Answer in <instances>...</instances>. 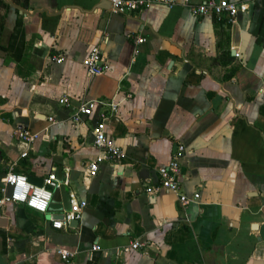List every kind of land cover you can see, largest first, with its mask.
<instances>
[{"label":"crops","instance_id":"obj_1","mask_svg":"<svg viewBox=\"0 0 264 264\" xmlns=\"http://www.w3.org/2000/svg\"><path fill=\"white\" fill-rule=\"evenodd\" d=\"M2 1L0 188L10 171L55 173L88 205L64 230L52 219L66 210L1 206L0 264H264V0H231L249 4L234 25L184 6L123 15L107 0ZM95 47L108 66L101 76L83 65ZM112 99L108 137L126 156L85 180L99 109L82 123L73 115ZM21 128L40 135L27 158ZM179 145L191 152L180 161L182 192L200 194L187 206L146 193ZM136 240L146 249L124 251ZM57 248L76 255L64 262Z\"/></svg>","mask_w":264,"mask_h":264},{"label":"built area","instance_id":"obj_2","mask_svg":"<svg viewBox=\"0 0 264 264\" xmlns=\"http://www.w3.org/2000/svg\"><path fill=\"white\" fill-rule=\"evenodd\" d=\"M111 5V10L115 14H127L132 12L143 11L152 6H165L174 8L176 6H184L190 9L192 14L199 18L211 17L219 21H224L227 24L234 25L238 22L240 14H245L249 10V4L237 3L231 0H205L202 3L195 4L192 0H107ZM128 39L135 44L140 45L146 41L141 36L128 35ZM239 56V55H237ZM53 60L57 64L64 61L62 56L54 57ZM87 72L92 76H101L106 73L108 66L105 61L104 53L97 47L93 48L83 62ZM60 103L70 106V100L63 97ZM99 109L98 121L93 128V147L97 151L96 158L90 162L85 173L84 179L95 177L102 164L111 163L115 166H120L125 158V152L117 146L108 137V124L114 118H118L119 103L114 99L110 101L94 100L89 101L77 107L73 115V121L82 123L84 117H90L94 111ZM50 122H54V118H49ZM17 138L26 146V150L21 153L22 158H27L29 149L39 139L40 135L28 128H21L15 131ZM190 151L184 145H179L177 153L174 155L171 162L158 169V182L156 184L147 185L146 193L150 196H155L162 191L174 193L179 202L183 206L197 202L200 199V194L195 193L193 196H187L182 192L181 181L179 179L181 172V159ZM191 153V152H190ZM69 182H59L55 173L44 178L43 186L39 187L29 182L28 177L24 174L10 171L6 174L4 185L0 188V207L9 204L17 203L35 210L41 214H46L53 200L54 191L67 187ZM11 196H8L9 188ZM71 199V208L69 211H64L57 218L52 219V227L56 230H64L73 222H80L83 218L84 211L88 205L86 200H80L75 193H69ZM147 244L139 240L134 241L129 250H145ZM101 248L95 244L91 253L100 251ZM56 254L60 256L62 261L69 262L76 255L64 248H57Z\"/></svg>","mask_w":264,"mask_h":264},{"label":"water","instance_id":"obj_3","mask_svg":"<svg viewBox=\"0 0 264 264\" xmlns=\"http://www.w3.org/2000/svg\"><path fill=\"white\" fill-rule=\"evenodd\" d=\"M29 182H31L32 184L36 185V186H43V179L42 178H35V177H28ZM62 181V180H60ZM11 190L12 188H9V192H8V196H11ZM62 196L63 200H62V206H61V201L58 200V196ZM71 208V199H70V194L67 191V189L65 187H62L61 189L56 190L53 200H52V204L50 206L51 210H55V211H61V210H66L69 211ZM1 221H6V219L4 218H0V223ZM76 224L78 222H75Z\"/></svg>","mask_w":264,"mask_h":264},{"label":"trees","instance_id":"obj_4","mask_svg":"<svg viewBox=\"0 0 264 264\" xmlns=\"http://www.w3.org/2000/svg\"><path fill=\"white\" fill-rule=\"evenodd\" d=\"M7 7H8V5L5 4V2H3L2 0H0V8H4L5 9ZM2 21H3V19L1 17V21H0V34L3 32V22Z\"/></svg>","mask_w":264,"mask_h":264}]
</instances>
